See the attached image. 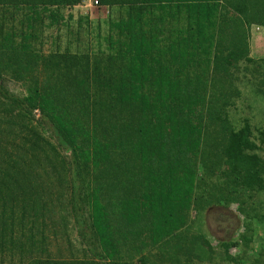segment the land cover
<instances>
[{"label": "trees", "instance_id": "16d2710c", "mask_svg": "<svg viewBox=\"0 0 264 264\" xmlns=\"http://www.w3.org/2000/svg\"><path fill=\"white\" fill-rule=\"evenodd\" d=\"M82 1L85 0H0V96L3 99L0 100V242L4 243L6 236L14 230L27 228V216L31 217L28 222L32 230L36 228L38 218L55 210H46L43 198L53 207V202L62 197V192L53 196L45 182H50V173L54 176L58 169L65 167L50 156L56 148L40 147L39 142L43 140L40 134L29 135L30 146L26 148L27 143L23 142L20 148L24 147L17 156L8 154L6 146L2 145V135L7 133L5 127L13 124L15 128L17 118L26 120L34 111H39L57 146L70 153L68 164L84 170L79 175L77 171L78 188H81L74 187L76 190L70 193L68 201L75 222L83 228V206L91 209L90 226L105 249L111 242L106 225L108 215L105 205H101L104 201L109 205L115 202L121 219L131 227L129 234L134 243L138 241L143 249L157 248L161 238L171 237L183 226L181 219L179 223L176 221L178 212H184L186 204L175 199L182 197L184 200L189 193L190 209L197 212L212 204L220 203L226 207L236 203L238 212L248 219L240 235L247 247L259 226H263L264 231V206L259 212L254 209L253 214L247 211L248 203L253 202L251 199L256 193L264 197V160L256 152L261 147L264 150V128L257 131L258 144L252 140L249 124L233 128L226 115V108L232 101L223 90H207L200 73L201 63L195 64L192 55L177 51L189 39L199 46L202 41H212V58L204 60L205 66L211 67L215 74L229 76L230 70L240 61H251L247 42L249 29L253 24L264 27V0H97L102 6L128 8V21L118 29L128 32V44L125 43L128 49L140 48L135 49L138 69H133L131 63L127 67L130 72H137L138 78L134 81L135 73L131 74L129 84L125 79L128 76L121 74L116 85L119 103L114 98H94L89 102L87 94H72L67 87V96L59 99L58 107L54 98L56 92L39 89V85H44L38 82L34 71V64L44 68L48 61L41 58L35 61L29 54L23 57L19 44L14 43L11 35L4 34L3 29L8 18L16 19L19 5L24 4L25 10L32 12L26 18L24 15L22 22L23 27L31 29L32 24L37 23L35 13L39 9L73 6ZM184 4H189L186 7L190 11L187 29L190 34L176 40L179 43L177 53L173 55L170 50L161 57L158 51H151L152 47L145 49L146 41L153 38L149 31L154 19L146 20V29L138 30L134 25L138 26L146 12L154 8L161 11L162 6L168 8L157 19L163 21L172 8L179 10ZM156 5L158 7H154ZM167 37L173 36L168 32ZM118 55L123 56L121 52ZM4 72H10L15 78L28 77L32 85L27 87L25 97H17L6 90L2 83ZM133 83L141 87V93L136 91ZM11 119H14L13 123ZM26 127L27 122L20 129ZM90 167L96 174L113 168L119 172L115 170L108 180L102 174L95 179V172L84 178ZM34 177L37 182L32 183ZM55 178L59 180L58 176ZM213 178L219 185L212 190L208 186ZM59 185L58 189L62 186ZM82 187L87 189V194L81 193ZM257 204L262 206L261 202ZM251 222L256 228L250 226ZM141 223L145 226L150 223L153 230L145 241L139 239L140 232L146 228ZM84 232L82 230V235L86 237ZM194 243L201 252L204 247L212 251L203 236L191 245ZM238 245L234 240L220 243L226 258L236 264L242 259L231 257L228 252ZM260 256L264 259L263 247ZM96 257L99 264H109L104 261V256L97 254ZM50 260H32L25 264H64ZM140 261L141 264H154L148 263L146 258ZM259 262L256 258L251 264Z\"/></svg>", "mask_w": 264, "mask_h": 264}, {"label": "rangeland", "instance_id": "374dc122", "mask_svg": "<svg viewBox=\"0 0 264 264\" xmlns=\"http://www.w3.org/2000/svg\"><path fill=\"white\" fill-rule=\"evenodd\" d=\"M96 1L85 0L73 6L39 9L35 13V16H38L37 23L32 24L31 29L22 25L24 15L26 18L32 13L30 10H25L24 4L19 5V9L16 7L18 9L16 19L8 18L5 21L4 34L7 33L8 37L11 35L14 43L19 44L23 57L29 54L35 58V61L39 58L48 61L44 68L34 64L36 66L34 71L38 82L44 85L43 87H39V85V89L56 92L54 98L58 107L60 106L59 99L67 96V87H70L69 91L72 94L75 92L87 94L89 102H92L91 100L94 98L95 100L114 98L119 103L116 85L121 80V74L124 73L125 77L128 76L125 79L129 80V84L133 77L131 74L135 73L136 75H134L136 77L134 81L138 78L139 74L130 72L127 67L131 63L133 69H138L139 62L135 49L140 50V48L128 49L125 46V43L128 44V32L118 29L122 23L126 24L128 21V8L102 6ZM188 5L180 6L179 10L172 8L170 14L163 21L157 19L168 8L162 6V11L154 8L146 12L138 26L131 23L130 25H134L138 30L141 27L146 29L148 28L146 20L154 19L150 22L152 27L149 31L153 38L150 42L146 41L144 48L152 47L151 51H158L160 55L162 54L161 57L170 50L173 55L177 52H183L186 56L192 55V59L196 60L195 64L201 63L200 73L207 90L210 92L223 90V93L229 97V101H232V105L226 108V115L233 128L239 129L245 123L249 124L252 140L258 144L255 138L257 131L264 128V27L253 24L249 29L247 42L249 45L248 57L251 61H240L236 67L230 70L229 76L218 75L212 72L211 67L207 68L204 61L212 58V41H202L199 46L189 39L187 44L181 45V49L178 50L179 43L176 40L188 37L187 35L190 34V31L187 32L190 15L189 7H186ZM12 9L14 10V8ZM39 18L41 19L40 23L38 22ZM168 32L173 37H167ZM131 45L129 43V46ZM120 52L123 56L118 55ZM56 64L58 66H55ZM22 76L25 78H15L10 75V72H4L2 83L10 94L17 97L27 95V87H31L32 84L27 79L28 77ZM134 85L136 91L141 93V87L137 84ZM0 100L3 101L1 96ZM19 112L21 113L20 110ZM41 116L39 111H34L26 120L17 118L15 128L13 124L5 127L4 132L7 133L2 137L7 143L3 142L2 145L6 146L8 154L17 156L20 149L24 147L20 148L23 142L27 143L25 144L26 148L30 146L27 138L29 135L40 134L43 137V140L39 142L40 147L43 149L56 148L53 153H50V156H53L55 161L65 167L63 170L58 169V174L56 173L54 176L50 170H47L51 177L50 182L47 184L45 182V185L51 188L53 196L62 192V197L57 201L54 200L53 207L49 202H46V198H43L46 210L50 208L55 210L53 212L49 210L46 216L42 217L43 219L38 218L36 228H32V230H30L31 224L28 222L31 217L27 216L25 219L27 228L23 231L14 230L12 235L9 233L6 236L4 243L0 242V264H25L32 260L45 262L50 259V261L59 260L64 264H99L100 260L96 257L97 254L104 256V261L109 264H141L140 260L143 258H146L148 263L154 264H236L226 258L220 246L221 242L230 240L238 241L239 244L236 247H231L228 252L231 257L242 259L237 264H251L256 258H259L260 261L257 264L264 262L263 257L260 256V248H264L263 226L258 227L255 238L247 247H244L240 235L243 233L248 219L238 212L237 204L232 203L226 207L220 203L212 204L197 212L190 209V193L185 196L184 200L182 197L175 199L176 202L181 201L186 204L184 212L180 214L178 211V214L176 212V223H179V219H181L183 226L171 234V237L161 238L157 248L147 247L145 249L144 247L143 249L140 244H137L138 241L134 243L132 235L129 234L131 227L121 219L115 202L113 201L109 205V202L107 204L104 201V204L101 205H105V213L108 215L106 225L108 240L111 242V245L105 249L99 244V239H96L94 235L95 230L90 226L89 210L91 211V209L83 206L82 214L85 220L82 228L75 222L74 213L68 205L70 193H74L76 190L74 187L78 188L77 171H79V175L81 171L84 173V170L74 169L68 164L71 160L70 153L57 146L56 140L45 127L46 122H43ZM13 120L11 119L10 122ZM25 122H27V129L21 130L20 126ZM262 148L256 152L264 160ZM42 153L44 154V151H40V154ZM22 156L24 155L22 154ZM115 170L118 171L117 168L105 169L104 172L96 174V170L92 172L90 167L87 174H84V178H88L95 172V177L91 176L92 180L97 179L101 174L102 177L104 175L105 180H108L109 175H114ZM55 176L59 177V182ZM34 182H37L35 177L32 183ZM59 183H61L62 189L61 187L58 189ZM217 185L219 184L213 178L208 187L213 190ZM97 190L100 189L97 188ZM80 191L82 194H87V189L84 187ZM199 193L200 191L197 190V194ZM251 200L253 202L248 203L247 211L251 214L259 212L264 206V197L256 193ZM258 202H261V207L258 206ZM148 216L153 218L151 214ZM176 225L178 226V224ZM250 226L256 228L253 222ZM145 227V230L140 232L139 239L142 241H145L146 236L151 235V231H153L150 223ZM82 230L85 231L86 237L82 235ZM199 236H203L210 243L212 251L204 247V252H201L199 248L195 247L197 243L191 245L193 241L199 239Z\"/></svg>", "mask_w": 264, "mask_h": 264}, {"label": "built area", "instance_id": "2783aa9c", "mask_svg": "<svg viewBox=\"0 0 264 264\" xmlns=\"http://www.w3.org/2000/svg\"><path fill=\"white\" fill-rule=\"evenodd\" d=\"M88 1H91V0H88ZM97 2V1H96Z\"/></svg>", "mask_w": 264, "mask_h": 264}]
</instances>
